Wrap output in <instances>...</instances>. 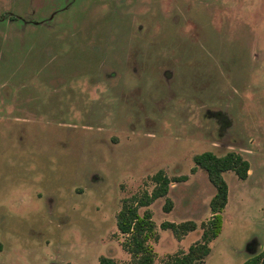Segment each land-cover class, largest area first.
<instances>
[{
  "label": "rangeland",
  "instance_id": "obj_1",
  "mask_svg": "<svg viewBox=\"0 0 264 264\" xmlns=\"http://www.w3.org/2000/svg\"><path fill=\"white\" fill-rule=\"evenodd\" d=\"M230 151L250 170L202 264L264 249V0H0V264H130L116 215L158 171L188 176L140 210L164 264L211 218L193 157Z\"/></svg>",
  "mask_w": 264,
  "mask_h": 264
},
{
  "label": "trees",
  "instance_id": "obj_2",
  "mask_svg": "<svg viewBox=\"0 0 264 264\" xmlns=\"http://www.w3.org/2000/svg\"><path fill=\"white\" fill-rule=\"evenodd\" d=\"M194 167L191 173L201 169L206 173L207 179L215 189L209 202L211 218L201 224L203 229L201 242L191 245L187 252H178L171 256L164 264H202L211 252L210 244L220 234L222 228V212L228 202V185L223 174L232 172L241 181L248 177L250 164L240 154L227 152L223 156H216L212 152H203L193 157ZM188 176L168 177L163 171H158L151 177L154 184L152 191L135 194L122 201L121 208L116 215V228L125 236L122 244L124 250L130 255V264H154L155 255L148 242L154 236V223L151 213L147 209L159 199H165L163 210L169 212L172 202L167 198L170 185L187 181ZM162 229H169L178 239L187 232L195 230L194 222H184L179 225L171 223L161 224ZM98 264H117L113 259L100 257ZM242 264H264V249L257 255L249 257Z\"/></svg>",
  "mask_w": 264,
  "mask_h": 264
}]
</instances>
